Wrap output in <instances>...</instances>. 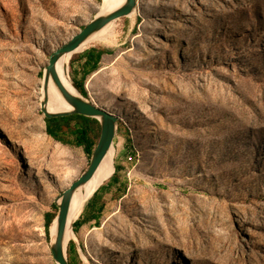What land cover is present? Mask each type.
Listing matches in <instances>:
<instances>
[{"label": "rangeland", "instance_id": "374dc122", "mask_svg": "<svg viewBox=\"0 0 264 264\" xmlns=\"http://www.w3.org/2000/svg\"><path fill=\"white\" fill-rule=\"evenodd\" d=\"M137 1L113 44L69 61L121 118V183L99 188V219L92 196L75 221L80 264H264V0ZM102 2L0 0V264H57L45 216L72 184L58 158L74 182L91 156L48 135L40 82Z\"/></svg>", "mask_w": 264, "mask_h": 264}, {"label": "water", "instance_id": "95a60500", "mask_svg": "<svg viewBox=\"0 0 264 264\" xmlns=\"http://www.w3.org/2000/svg\"><path fill=\"white\" fill-rule=\"evenodd\" d=\"M136 7V0H126V3L119 9L108 14H98L92 21L84 26L72 39L57 48L50 55L49 64L44 71V90L45 94L41 100L40 109L44 113L45 118L51 119L54 117H62L73 114H79L88 117H94L100 121L101 134L98 143L91 156V161L86 171L74 181L61 195V201L56 202L59 208L57 214V232L54 242H52L51 251L52 256L57 264H71L68 257V243L66 244V232L68 225V216L70 210V203L75 191L87 181H89L96 170L100 166L102 160L110 151L121 118L118 114L113 113L96 104L92 99L85 97L75 83V92H71L66 87L58 70V63L60 59L69 53L74 52L84 43L91 35L98 32L112 21L129 15ZM53 80L59 89L60 93L70 106V110L62 112H51L48 109L47 89L50 80Z\"/></svg>", "mask_w": 264, "mask_h": 264}, {"label": "bare ground", "instance_id": "6f19581e", "mask_svg": "<svg viewBox=\"0 0 264 264\" xmlns=\"http://www.w3.org/2000/svg\"><path fill=\"white\" fill-rule=\"evenodd\" d=\"M138 2L139 1L136 0V7L128 15L131 17L133 22L137 21V17L140 15L139 6L141 4H139ZM125 3H126V0H103L100 14L103 15V14H108L110 12H113L121 8ZM117 27L118 26L115 24V20L112 21L107 26H105L98 32L91 35L74 52L66 54L60 59L58 63V70L68 90H70L71 92L76 91L75 86H74L75 83L71 79L70 74H69L70 57L73 54L85 51L91 46L96 45V44H105V45L113 44L116 39L115 31L117 30ZM44 82H45V79L43 77V79L40 82L39 108L41 106V100L43 99L44 94H45ZM46 93L48 96V109L51 112H62V111H68L71 109L69 104L66 102V100L64 99V97L62 96L55 82L52 79L50 80V83L48 84V89ZM94 102L100 105L97 101L94 100ZM59 150L60 149H58V151L56 152L61 155V152ZM62 154H64L63 156L64 158L63 159L61 157L58 158L59 159L58 165H60V167L63 168L62 173H63L64 184L69 185L70 183H73L72 180L74 179L75 175H77L78 173L77 174L75 173L76 169H74L73 166H68V164L71 162V157L69 156V152L65 150L62 152ZM116 156H117V149L113 144L108 154L102 160L100 166L96 170L93 177L89 181H87L85 184L81 185L75 191L74 195L72 196L71 203H70L69 216H68L66 244L67 243L69 244L70 240L76 237L75 232L73 230L75 221L78 220V218L83 213L89 199L112 176L114 172V168H115ZM56 168H57V164L55 166V169ZM60 201H61V196H58L56 199V202H60ZM56 232H57V217L55 218L53 224L51 225V236H52L51 241L52 242H54L55 240Z\"/></svg>", "mask_w": 264, "mask_h": 264}, {"label": "trees", "instance_id": "16d2710c", "mask_svg": "<svg viewBox=\"0 0 264 264\" xmlns=\"http://www.w3.org/2000/svg\"><path fill=\"white\" fill-rule=\"evenodd\" d=\"M104 53V50L97 49H92L87 53V62L92 65L93 69L99 67V63ZM76 84L80 91L85 96H87V91L84 87V84ZM45 121L48 135L64 144L81 146L88 155L92 156L101 134V124L98 119L94 117L73 114L62 117H54L51 119L45 118ZM117 171L118 166L116 165L115 172H113L111 176V184H113V182L117 184L121 183L117 176ZM104 187L105 186H101L100 189H103ZM100 189L95 192L88 203V208L95 211L92 213V218L96 220L99 219V214H101L103 211V205L98 206ZM45 217V226L47 232L49 233L51 231V225L57 216L55 217L53 214L48 213ZM78 226H81V223H78ZM69 246L70 248L68 249V254L70 263L80 264V253L76 242L71 240Z\"/></svg>", "mask_w": 264, "mask_h": 264}]
</instances>
